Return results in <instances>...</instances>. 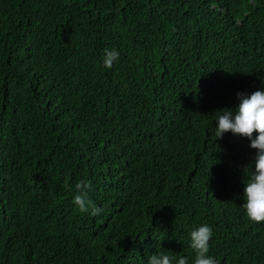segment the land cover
I'll return each instance as SVG.
<instances>
[{"label": "trees", "instance_id": "obj_1", "mask_svg": "<svg viewBox=\"0 0 264 264\" xmlns=\"http://www.w3.org/2000/svg\"><path fill=\"white\" fill-rule=\"evenodd\" d=\"M261 87L264 0H0V264H193L201 224L219 264H264L256 150L214 128Z\"/></svg>", "mask_w": 264, "mask_h": 264}, {"label": "clouds", "instance_id": "obj_2", "mask_svg": "<svg viewBox=\"0 0 264 264\" xmlns=\"http://www.w3.org/2000/svg\"><path fill=\"white\" fill-rule=\"evenodd\" d=\"M119 56L116 49H106L102 63L110 68ZM236 98L238 102L234 106L224 107L216 116L215 137L222 139L224 133L231 132L246 137L249 147L256 150L254 160L245 166L248 178L244 183L242 206L249 220L259 223L264 221V87L251 93L238 92ZM74 187L73 202L79 211L92 216L100 215L103 208L94 204L89 196L91 184L80 181ZM188 235L190 247L196 253L193 264H219L214 256L209 255V241L213 236L210 225L201 224L191 229ZM147 264H189V260L184 256L154 252L148 255Z\"/></svg>", "mask_w": 264, "mask_h": 264}]
</instances>
